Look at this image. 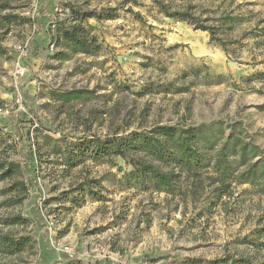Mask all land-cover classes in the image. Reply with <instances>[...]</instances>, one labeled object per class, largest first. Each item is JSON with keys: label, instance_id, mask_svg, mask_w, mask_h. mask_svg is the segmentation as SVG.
Masks as SVG:
<instances>
[{"label": "rangeland", "instance_id": "obj_1", "mask_svg": "<svg viewBox=\"0 0 264 264\" xmlns=\"http://www.w3.org/2000/svg\"><path fill=\"white\" fill-rule=\"evenodd\" d=\"M65 1L0 0V16L18 18L0 41V159L18 164L13 180L25 184L3 194L11 181L0 182V234L31 244L0 254V264H264V177L236 182L252 164L264 172V0H161L194 21L167 18L150 0ZM70 6L116 8V17L84 25L99 53L58 61L50 36ZM70 91L81 95L51 96ZM156 126L195 131L203 160L173 195L134 178L121 157L75 148ZM221 149L233 183L218 197L209 185ZM126 155L170 169L141 151ZM14 218L23 221L7 223Z\"/></svg>", "mask_w": 264, "mask_h": 264}, {"label": "trees", "instance_id": "obj_2", "mask_svg": "<svg viewBox=\"0 0 264 264\" xmlns=\"http://www.w3.org/2000/svg\"><path fill=\"white\" fill-rule=\"evenodd\" d=\"M152 4L157 6L160 14H163L167 18L178 19L180 21H191L194 19L189 13L169 12L167 6H165L161 0H150ZM134 4H137L136 0H133ZM8 7L7 3L0 5V10H4ZM71 22L69 24L66 21L57 22L55 25V35L50 36L51 41L55 46H59L60 49L54 53L53 58L62 61L69 58V51L75 54H82L83 56H95L101 50L98 37L92 34L91 28H86L83 24L88 19L111 20L116 16L113 14L116 12V8L101 9L99 12L74 10L70 8ZM134 17L135 20L141 22L142 17L139 13H134L132 9L126 10ZM17 16L3 15L0 16V41L4 35L9 32V25L16 21ZM198 22V21H197ZM196 28L202 31H208L213 36L211 28L196 25ZM0 54H4V50L0 46ZM264 76V74H261ZM81 93L77 91L62 92L61 94H52V98L65 100L80 96ZM196 134L192 129H179L172 126H156L149 133H137L131 132L125 137L105 138L101 140L99 138H92L88 142L83 141L80 144H76L75 148L82 156L89 153V156L98 159L100 157L118 156L123 161L132 167L130 174L134 178L146 179L147 184L155 192H167L171 195L176 193V183L183 174H191V177H198V171L202 167V158L199 156V147L196 146ZM4 145V144H3ZM126 151L143 152L146 156L150 157L153 161L163 164L170 168L167 172L161 171L158 167H155L151 163H147L141 160H128ZM240 157L242 158L246 154V149H240ZM4 146L0 148V154L5 153ZM80 154V155H81ZM67 168L75 167L73 159L68 158L66 161ZM170 165H173L171 167ZM68 168V169H69ZM213 170L216 173V177L212 179L211 184L214 186L212 192L217 196L230 195V187L233 181L229 180L232 177L231 167L227 164V157L223 149L219 151L218 157L213 164ZM259 164L250 165L244 172H242L237 178L238 184H252L253 181L259 177H264L262 171L259 175ZM21 169L18 164L13 161H7L6 159H0V182L3 180H10L6 188L1 190L3 194L25 190V184L13 180L17 176L21 175ZM185 178H189L188 175ZM29 185H33L28 180ZM82 185L79 187L82 190ZM90 193V192H89ZM194 195V192L192 193ZM75 201V199H74ZM17 221H23L19 218L8 220V224H14ZM30 239L28 237L20 236L17 238L10 237L9 235L0 234V254L12 256L16 255L26 248L30 247ZM249 264L244 259L237 260H224L220 263L225 264ZM196 264V263H193ZM216 264V262H213Z\"/></svg>", "mask_w": 264, "mask_h": 264}, {"label": "crops", "instance_id": "obj_3", "mask_svg": "<svg viewBox=\"0 0 264 264\" xmlns=\"http://www.w3.org/2000/svg\"><path fill=\"white\" fill-rule=\"evenodd\" d=\"M62 1H63L64 3H67L65 0H62ZM68 4H69V3H68ZM68 6H69V5H68ZM70 7H71V6H70ZM64 18H65L64 21H66L67 24H69V23L71 22V20H72L71 17L66 18V17L64 16ZM57 19H58V20H57L58 22H60V21L63 20V19L61 20V18H57ZM90 23H92V19H88V20H86V21L83 22L84 25H86V24H90Z\"/></svg>", "mask_w": 264, "mask_h": 264}, {"label": "built area", "instance_id": "obj_4", "mask_svg": "<svg viewBox=\"0 0 264 264\" xmlns=\"http://www.w3.org/2000/svg\"><path fill=\"white\" fill-rule=\"evenodd\" d=\"M67 11V10H66ZM35 13H36V7H34V9L32 10V16L34 17V15H35ZM53 28H54V26H52ZM54 48H55V45H54V43L53 42H51L50 44H49V49L51 50V51H53L54 50ZM66 250V249H65Z\"/></svg>", "mask_w": 264, "mask_h": 264}]
</instances>
